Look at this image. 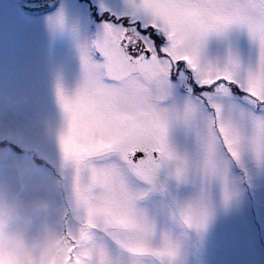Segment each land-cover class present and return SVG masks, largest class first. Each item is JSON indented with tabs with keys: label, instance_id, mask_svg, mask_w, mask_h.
Here are the masks:
<instances>
[{
	"label": "snow or ice",
	"instance_id": "6c2138e0",
	"mask_svg": "<svg viewBox=\"0 0 264 264\" xmlns=\"http://www.w3.org/2000/svg\"><path fill=\"white\" fill-rule=\"evenodd\" d=\"M81 51L60 166L81 203L66 264H178L230 162L264 160V0H126ZM62 19V18H61ZM197 188L185 195V188Z\"/></svg>",
	"mask_w": 264,
	"mask_h": 264
},
{
	"label": "rangeland",
	"instance_id": "374dc122",
	"mask_svg": "<svg viewBox=\"0 0 264 264\" xmlns=\"http://www.w3.org/2000/svg\"><path fill=\"white\" fill-rule=\"evenodd\" d=\"M126 11V0H62L39 18L24 15L16 0H0V181L20 187L21 164L39 175L60 160L67 116L58 88L75 94L84 80L82 49L99 60L92 42L103 22ZM242 165L229 164L227 201L213 178L212 214L202 232L187 229L178 264H264V160L246 151ZM196 190L187 186L185 195Z\"/></svg>",
	"mask_w": 264,
	"mask_h": 264
},
{
	"label": "clouds",
	"instance_id": "9594fccd",
	"mask_svg": "<svg viewBox=\"0 0 264 264\" xmlns=\"http://www.w3.org/2000/svg\"><path fill=\"white\" fill-rule=\"evenodd\" d=\"M15 174L20 187L0 181V264H66V221L81 203L60 160L39 175L25 162Z\"/></svg>",
	"mask_w": 264,
	"mask_h": 264
},
{
	"label": "water",
	"instance_id": "95a60500",
	"mask_svg": "<svg viewBox=\"0 0 264 264\" xmlns=\"http://www.w3.org/2000/svg\"><path fill=\"white\" fill-rule=\"evenodd\" d=\"M23 2L25 3L26 7H29L32 10H39L45 6L50 7L55 2V0H23Z\"/></svg>",
	"mask_w": 264,
	"mask_h": 264
},
{
	"label": "bare ground",
	"instance_id": "6f19581e",
	"mask_svg": "<svg viewBox=\"0 0 264 264\" xmlns=\"http://www.w3.org/2000/svg\"><path fill=\"white\" fill-rule=\"evenodd\" d=\"M62 5V0H60L59 1V4H58V6H57V8L55 9V10H53V11H56L60 6ZM47 6H45V7H43V8H46ZM43 8H41V9H43ZM30 8L29 7H26L24 10H29ZM31 10V9H30ZM40 10V9H39ZM51 13H54V12H50V13H48V14H46V15H44L45 16V18L46 17H48L49 16V14H51ZM25 15V14H24ZM29 17V16H28ZM39 18H42V16H38Z\"/></svg>",
	"mask_w": 264,
	"mask_h": 264
}]
</instances>
